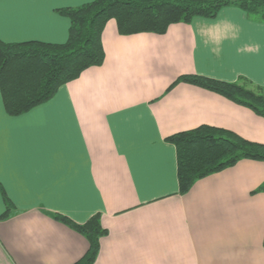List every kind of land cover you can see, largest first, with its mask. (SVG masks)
I'll use <instances>...</instances> for the list:
<instances>
[{
	"label": "crops",
	"instance_id": "obj_1",
	"mask_svg": "<svg viewBox=\"0 0 264 264\" xmlns=\"http://www.w3.org/2000/svg\"><path fill=\"white\" fill-rule=\"evenodd\" d=\"M91 0H4L0 38L64 42L58 11ZM105 59L30 110L0 90V264H71L88 248L52 213L108 229L94 264H264V160L244 158L179 193L175 132L210 124L264 143V117L185 81L264 89V21L238 6L164 33L103 30Z\"/></svg>",
	"mask_w": 264,
	"mask_h": 264
},
{
	"label": "trees",
	"instance_id": "obj_2",
	"mask_svg": "<svg viewBox=\"0 0 264 264\" xmlns=\"http://www.w3.org/2000/svg\"><path fill=\"white\" fill-rule=\"evenodd\" d=\"M238 6L264 21V0H91L58 9L70 19L64 42L28 40L7 42L0 38V90L7 113L22 114L49 100L58 88L77 78L88 67L105 59L102 34L115 19L121 34L164 33L170 24L189 22L196 16L213 18L225 6ZM185 81L220 93L250 107L264 117V89L245 80L230 82L202 74H183ZM176 148L179 193H187L200 178L232 166L244 158L264 160V143L210 124L175 132L167 137ZM264 190V183L256 191ZM12 204L0 218L8 217ZM52 216L88 240L85 253L71 264H94L101 238L108 229L100 212L84 222L67 215Z\"/></svg>",
	"mask_w": 264,
	"mask_h": 264
},
{
	"label": "snow or ice",
	"instance_id": "obj_3",
	"mask_svg": "<svg viewBox=\"0 0 264 264\" xmlns=\"http://www.w3.org/2000/svg\"><path fill=\"white\" fill-rule=\"evenodd\" d=\"M3 2H4V0H0V5H2V4H3Z\"/></svg>",
	"mask_w": 264,
	"mask_h": 264
}]
</instances>
